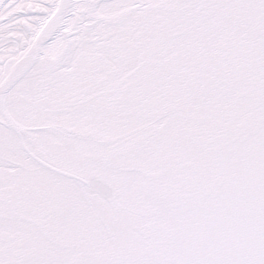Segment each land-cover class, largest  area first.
<instances>
[{
	"label": "snow or ice",
	"instance_id": "snow-or-ice-1",
	"mask_svg": "<svg viewBox=\"0 0 264 264\" xmlns=\"http://www.w3.org/2000/svg\"><path fill=\"white\" fill-rule=\"evenodd\" d=\"M0 264H264V0H0Z\"/></svg>",
	"mask_w": 264,
	"mask_h": 264
}]
</instances>
